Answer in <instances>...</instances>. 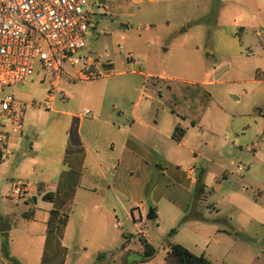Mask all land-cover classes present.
I'll use <instances>...</instances> for the list:
<instances>
[{
  "label": "crops",
  "instance_id": "0c3cea01",
  "mask_svg": "<svg viewBox=\"0 0 264 264\" xmlns=\"http://www.w3.org/2000/svg\"><path fill=\"white\" fill-rule=\"evenodd\" d=\"M260 48L259 55L264 57V45ZM240 57L246 56L242 53ZM100 68L112 69L113 64ZM239 69L241 76L254 71L256 77H243L239 82L256 90L252 108L264 118V67L252 69L240 63ZM158 78L171 80L167 75ZM155 89L85 88L80 101L73 104L62 103L57 89L51 105L45 106L48 111L26 112L24 130L10 135L11 155L0 154V264H13L12 260L15 264H71L73 252L90 247L104 252L124 250L131 240H137L131 233L125 245L121 239L124 229L115 223L121 218L132 232L137 230L139 241L159 248L154 235L139 231L153 224L161 231L168 252L166 237L184 216L190 221L208 220L199 213L207 187L206 171L197 167L198 150L207 146L204 124L188 119L186 111H176ZM177 126L185 130L180 141L175 137ZM4 130H10V125H0V131ZM194 131L197 139L191 143ZM235 136L227 131L226 145L236 147ZM221 153L225 157V151ZM228 159L232 164L236 161L232 155ZM229 176L226 171L223 178ZM216 179L218 187L224 188L219 176ZM19 182L29 185L21 197L14 194ZM150 210L155 212L153 219ZM112 226L113 232L109 230ZM16 227V237L5 247L1 235L13 233ZM200 229L195 226L194 235L188 238H180L178 231L173 241L207 256L206 245L202 249L199 245L205 239ZM222 235L229 233L218 229L216 236Z\"/></svg>",
  "mask_w": 264,
  "mask_h": 264
},
{
  "label": "rangeland",
  "instance_id": "374dc122",
  "mask_svg": "<svg viewBox=\"0 0 264 264\" xmlns=\"http://www.w3.org/2000/svg\"><path fill=\"white\" fill-rule=\"evenodd\" d=\"M105 7L94 9L87 44L94 57L112 62L114 75L87 82L63 75L57 94L60 101L77 103L85 88H156L157 95L176 111H186L188 119L202 121L207 146L198 150L197 167H205L207 187L199 213L208 220L190 221L184 216L174 229L182 232L180 238H188L194 235L195 226H201L205 239L199 245L201 249L206 245L215 264H264V143H260L264 118L252 108L256 90L239 82L243 77H256L254 71L241 76L240 63L252 69L264 67V57L259 55L260 44L264 45V0H114ZM242 53L245 58L240 57ZM61 67L75 77L82 70L69 61ZM161 75L171 80H160ZM54 82L52 75L38 70L29 82L10 87L7 93L34 104L28 115L40 108L48 111L44 102ZM132 96L135 100L136 95ZM227 131L238 135L236 147L226 145ZM193 134L191 143L196 142L197 131ZM230 155L236 158L234 164L228 161ZM226 171L230 176L223 178ZM217 176L224 188L218 187ZM115 223L124 229L121 239L125 245L131 233L137 242L130 239L124 250L118 247L120 251L90 247L73 252L71 264H123L124 258L125 264H168L166 243L153 224L139 230L154 235L159 247L155 258L143 263L137 230L132 232L123 218ZM16 228L1 235L5 247L16 237ZM218 229L229 235L217 237ZM109 230L113 232V226Z\"/></svg>",
  "mask_w": 264,
  "mask_h": 264
},
{
  "label": "built area",
  "instance_id": "2783aa9c",
  "mask_svg": "<svg viewBox=\"0 0 264 264\" xmlns=\"http://www.w3.org/2000/svg\"><path fill=\"white\" fill-rule=\"evenodd\" d=\"M108 1L114 0H0V125H10V130L0 131L2 156L11 155L10 135L24 130L27 109L34 105L7 93L8 88L30 81L38 70L50 74L55 82L44 102L49 107L63 75L84 82L114 75L100 68L111 62L95 58L87 44L94 9H106ZM66 61L82 68L78 77L62 69ZM28 188L26 182L17 183L15 196H24Z\"/></svg>",
  "mask_w": 264,
  "mask_h": 264
},
{
  "label": "trees",
  "instance_id": "16d2710c",
  "mask_svg": "<svg viewBox=\"0 0 264 264\" xmlns=\"http://www.w3.org/2000/svg\"><path fill=\"white\" fill-rule=\"evenodd\" d=\"M184 135H185V130L180 126H177L175 131L176 139L180 141L184 137ZM155 217L156 215L154 214L151 217V219ZM54 219H55L54 214H52V219L50 224L51 228L53 227L52 220ZM177 232H178L177 229H172L166 237L169 251L167 252L165 260L168 264H215L206 255L204 254L197 255L192 251H190L189 249H187L186 247H184L183 245L175 243L173 240L177 235ZM140 241L143 247V256L141 262L144 263L153 260L158 253L157 248L144 239H141ZM102 257H103L102 255L99 256L100 259ZM12 262L13 264H15L14 260H12ZM123 264H125V258L123 259Z\"/></svg>",
  "mask_w": 264,
  "mask_h": 264
},
{
  "label": "water",
  "instance_id": "95a60500",
  "mask_svg": "<svg viewBox=\"0 0 264 264\" xmlns=\"http://www.w3.org/2000/svg\"><path fill=\"white\" fill-rule=\"evenodd\" d=\"M154 214H155V212H154L153 210H150L149 216L152 217ZM8 230H9V228H8ZM2 231L4 232V231H6V230H3V229H2Z\"/></svg>",
  "mask_w": 264,
  "mask_h": 264
}]
</instances>
